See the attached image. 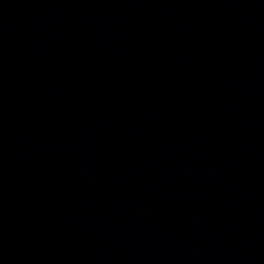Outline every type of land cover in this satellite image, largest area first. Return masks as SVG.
Masks as SVG:
<instances>
[{
    "label": "water",
    "instance_id": "1",
    "mask_svg": "<svg viewBox=\"0 0 264 264\" xmlns=\"http://www.w3.org/2000/svg\"><path fill=\"white\" fill-rule=\"evenodd\" d=\"M0 264H264V0H0Z\"/></svg>",
    "mask_w": 264,
    "mask_h": 264
}]
</instances>
